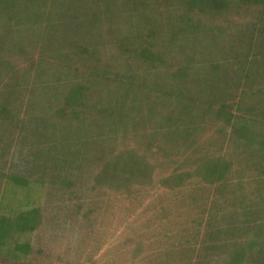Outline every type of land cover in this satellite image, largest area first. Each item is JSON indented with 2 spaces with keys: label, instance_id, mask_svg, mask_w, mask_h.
Instances as JSON below:
<instances>
[{
  "label": "rangeland",
  "instance_id": "1",
  "mask_svg": "<svg viewBox=\"0 0 264 264\" xmlns=\"http://www.w3.org/2000/svg\"><path fill=\"white\" fill-rule=\"evenodd\" d=\"M0 264H264V0H0Z\"/></svg>",
  "mask_w": 264,
  "mask_h": 264
}]
</instances>
